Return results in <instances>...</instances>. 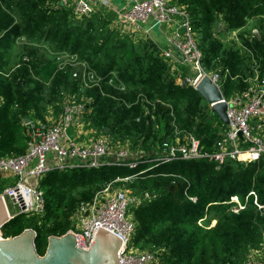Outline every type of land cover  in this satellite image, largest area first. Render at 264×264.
I'll return each mask as SVG.
<instances>
[{
  "label": "trees",
  "instance_id": "1",
  "mask_svg": "<svg viewBox=\"0 0 264 264\" xmlns=\"http://www.w3.org/2000/svg\"><path fill=\"white\" fill-rule=\"evenodd\" d=\"M170 4L186 12L202 67L219 73L226 98L245 90L257 72L264 75V0ZM115 22L108 11L79 18L62 0H0V158L26 152L25 119L59 122L70 101L89 107L87 128L107 135L112 149L147 155L135 168L131 160L47 174L44 213L14 218L4 238L34 229L43 255L50 236L73 228L79 205L116 184L139 200L129 209L131 246L152 253V264H247L264 248V160L177 156L159 163L168 147L189 146V137L215 153L227 126L186 81L194 74L171 69L160 51L166 40L157 45L144 33L124 34ZM75 73L95 80L85 79L82 88ZM15 182L0 176V194ZM239 205L245 208L233 211Z\"/></svg>",
  "mask_w": 264,
  "mask_h": 264
},
{
  "label": "built area",
  "instance_id": "2",
  "mask_svg": "<svg viewBox=\"0 0 264 264\" xmlns=\"http://www.w3.org/2000/svg\"><path fill=\"white\" fill-rule=\"evenodd\" d=\"M62 3L70 5L74 15L79 18L92 16L100 11L113 12L116 14L115 25L121 26L123 33H144L157 45L160 42L151 36L152 31L163 28L173 30L165 36V46H159L171 69L176 71L180 67H187L195 76L187 78L186 81L194 88L208 77L223 93L219 73L208 74L202 67V53L186 12L172 6L170 2L132 0L128 7L123 8L114 7L110 0H62ZM177 16L182 18L178 20ZM87 74L84 73L82 78H79L77 73L74 74L75 78L81 79L82 88L84 85L88 86L85 79L95 80L91 74L86 77ZM256 74L247 81L245 90L234 92L229 98L223 93L222 101L229 105L227 113L230 123L226 125L224 137L218 141L215 153L201 151L200 141L189 137V146L168 147L169 151L166 150V154L157 157V161L164 163L177 156L187 160L206 158L220 164L228 158L244 163L264 160V78ZM1 106L0 99V108ZM86 112L90 113V110L85 104L67 102L59 122L48 119L46 123L27 124V150L24 154L0 158V176L7 180L16 179L15 185L6 187L1 196L7 194L18 203L22 200L25 205L23 214L33 216L44 213L45 194L41 184L43 178L53 171L65 172L84 167L96 169L105 165L126 164L128 152L123 149L114 154L115 157H111L113 150L103 138L91 135L93 140L83 143L82 140L87 139L92 131L84 121ZM70 126H73L76 132L73 139L66 132ZM128 166L137 167V160L128 162ZM138 201L125 190L110 194L108 186L98 193L92 202L78 206L73 216L76 226L70 232L76 235L78 244L87 249L101 227L122 240L119 264H152V253L134 252L131 246L135 224L129 217V209ZM256 204L258 205L257 201ZM258 207L263 208L260 205ZM243 208L245 207L239 205L233 211L238 212ZM254 258L251 257L247 264H264V255L258 259Z\"/></svg>",
  "mask_w": 264,
  "mask_h": 264
},
{
  "label": "water",
  "instance_id": "3",
  "mask_svg": "<svg viewBox=\"0 0 264 264\" xmlns=\"http://www.w3.org/2000/svg\"><path fill=\"white\" fill-rule=\"evenodd\" d=\"M195 89L213 114L225 125H229V105L222 101L223 93L218 85L205 77ZM25 121L31 122L30 119ZM109 130L105 128L106 132ZM66 132L70 138L75 137L73 126L68 127ZM19 203L7 194L0 195V264H119L122 240L101 227L87 249L78 244L76 235L70 231L62 236H50L43 255L38 251V233L34 229H26L17 236L4 238L3 227L23 214L25 205L22 200Z\"/></svg>",
  "mask_w": 264,
  "mask_h": 264
},
{
  "label": "rangeland",
  "instance_id": "4",
  "mask_svg": "<svg viewBox=\"0 0 264 264\" xmlns=\"http://www.w3.org/2000/svg\"><path fill=\"white\" fill-rule=\"evenodd\" d=\"M167 2H170V1H172V0H166ZM121 2V1H120ZM81 21V20H80ZM122 32V31H121ZM123 33V32H122ZM168 33H171V29H167V28H163V29H161V31H158V33L156 32V31H152L151 32V36L154 38L155 37V39H158V41L160 42H164L165 41V36L168 34ZM238 33V32H237ZM236 32H234V34L236 35L237 34ZM124 34H126V33H124ZM233 34V35H234ZM180 69H182V70H184L186 73H187V76L186 77H188V76H190L192 73H191V71L187 68V67H182V68H180ZM181 74L182 75V72L180 71V72H178V74ZM259 74H256V76H258ZM183 76H185V75H183ZM195 76V75H194ZM261 77H263L264 78V75H260ZM177 83H182L181 81H179V80H177ZM223 86V85H222ZM223 88V87H222ZM96 137V138H103V139H105L107 142H108V144L110 145V146H112V144H111V141H110V139H109V137L107 136V135H104V134H96V133H94L93 131H90V135H89V137L86 139H83L82 141H83V143H85V142H87L88 140H93V137ZM125 150V148L124 147H122V146H118V148H113L112 150V154L110 155L111 157H115V155L114 154H117L119 151H122V150ZM127 152H128V159H127V161H131V160H137V161H139V162H142V161H144V159H146V153H143V152H140L139 150H132V151H130L129 149H127L126 150ZM139 159V160H138ZM119 190H125V191H128V192H130L128 189H126V188H124V187H120V186H117L116 184H112V185H110V194H112V193H114V192H116V191H119ZM1 193H3V191L1 192ZM253 193V191L250 193V194H252ZM1 195V194H0ZM142 200V199H141ZM232 200L234 201V203H240V201H239V198H238V196H232ZM234 208H236V206H234ZM233 208V209H234ZM237 208H238V206H237ZM134 217V215H133V210H132V212H131V218H133ZM74 226H76V223H75V221H74ZM74 226H73V228L72 229H74ZM133 251L134 252H137V250L136 249H134L133 248ZM138 252H140L139 250H138ZM142 252V251H141ZM263 255H264V248L263 249H261L260 248V250H259V253H258V256H256L254 259H258V258H261V257H263Z\"/></svg>",
  "mask_w": 264,
  "mask_h": 264
},
{
  "label": "crops",
  "instance_id": "5",
  "mask_svg": "<svg viewBox=\"0 0 264 264\" xmlns=\"http://www.w3.org/2000/svg\"><path fill=\"white\" fill-rule=\"evenodd\" d=\"M110 1H112L114 7H122V8L128 7L132 2V0H110ZM122 26H123V24H122ZM119 28H121V26ZM156 31L158 33L159 30H156ZM154 40L158 41V39H155V37H154ZM29 123L26 122L25 124H29ZM26 142H27V140H26ZM26 148H27V146H26Z\"/></svg>",
  "mask_w": 264,
  "mask_h": 264
}]
</instances>
